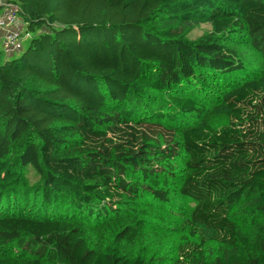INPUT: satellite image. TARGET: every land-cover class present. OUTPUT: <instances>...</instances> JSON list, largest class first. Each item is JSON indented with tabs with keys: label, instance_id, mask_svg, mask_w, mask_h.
Here are the masks:
<instances>
[{
	"label": "trees",
	"instance_id": "obj_1",
	"mask_svg": "<svg viewBox=\"0 0 264 264\" xmlns=\"http://www.w3.org/2000/svg\"><path fill=\"white\" fill-rule=\"evenodd\" d=\"M6 2L23 32L0 40V256L20 254L0 264H264V65L233 45L264 62V0ZM232 75L223 124L187 125L203 109L182 93ZM164 208L196 236L170 258L140 236Z\"/></svg>",
	"mask_w": 264,
	"mask_h": 264
},
{
	"label": "rangeland",
	"instance_id": "obj_2",
	"mask_svg": "<svg viewBox=\"0 0 264 264\" xmlns=\"http://www.w3.org/2000/svg\"><path fill=\"white\" fill-rule=\"evenodd\" d=\"M2 10H0L1 13ZM210 31V26L202 24L194 28L188 34V40H196ZM235 36V35H234ZM234 47L245 57V62L251 70H259L264 65L263 59L252 51L243 40V38L235 37ZM239 79L238 75H232L225 79H212L209 76L201 77V81L196 83L193 89L183 92L182 94L192 98L203 109L199 117L186 121L187 125H192L195 129H202L204 126L219 127L224 122V99L231 95L229 87ZM20 188L27 193L38 191L40 187V177L34 170L27 168L21 174ZM32 196V195H29ZM31 198V197H30ZM28 203L32 206L31 199ZM31 207L29 209H32ZM35 211V210H34ZM149 217L145 224L143 232L140 234L142 239L146 241L153 249L158 250V255L164 258H170L177 245L182 244L185 240L194 241L196 236L190 233L181 217H175L168 213L167 209L158 211H149ZM232 219L238 229L249 234L252 228L249 225V218H246L242 210H235L232 213ZM94 229V228H93ZM95 234L96 232H92ZM109 235L110 231L105 232ZM105 238V236H103ZM215 249V248H214ZM20 254V251L11 249L8 253L0 256V260H8Z\"/></svg>",
	"mask_w": 264,
	"mask_h": 264
},
{
	"label": "built area",
	"instance_id": "obj_3",
	"mask_svg": "<svg viewBox=\"0 0 264 264\" xmlns=\"http://www.w3.org/2000/svg\"><path fill=\"white\" fill-rule=\"evenodd\" d=\"M0 40L6 52L14 53L21 48L23 21L19 18V10L6 0H0Z\"/></svg>",
	"mask_w": 264,
	"mask_h": 264
}]
</instances>
